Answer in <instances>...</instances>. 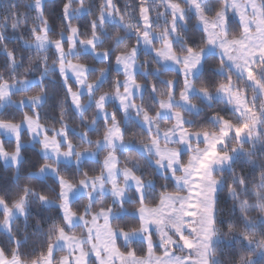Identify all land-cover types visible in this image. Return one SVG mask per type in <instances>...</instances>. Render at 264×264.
<instances>
[{
  "label": "snow or ice",
  "instance_id": "snow-or-ice-1",
  "mask_svg": "<svg viewBox=\"0 0 264 264\" xmlns=\"http://www.w3.org/2000/svg\"><path fill=\"white\" fill-rule=\"evenodd\" d=\"M0 178V264H264V0H0Z\"/></svg>",
  "mask_w": 264,
  "mask_h": 264
},
{
  "label": "trees",
  "instance_id": "trees-1",
  "mask_svg": "<svg viewBox=\"0 0 264 264\" xmlns=\"http://www.w3.org/2000/svg\"><path fill=\"white\" fill-rule=\"evenodd\" d=\"M89 2L92 3L93 0H89ZM133 2H134V0H133ZM117 3H119V4L121 5V7H123L124 0H117ZM21 10H23V9L21 8ZM58 10H59V9H58V7H57V8H56V11H58ZM50 59H51V54H50ZM142 59H146V57H144V58H142ZM89 62H91V61H89ZM211 63H212L213 66H215V64L217 63V61L214 59L213 61H211ZM104 90H107V86L105 87ZM138 103H139V101H138ZM222 107H223V105H219V106H218V108H222ZM216 110H218V109H216ZM208 111H209V113H210L211 111H213V109H209ZM89 115H91V113H89ZM79 124H80L79 119H75V120L72 121V126H73V127H78ZM133 131H137V129L134 128ZM129 135H131V133H130ZM93 138H95V137H93ZM74 142H75V141H74ZM30 155H31V159H32V160H38V159H39V157H38L37 155H35L34 153H33V154H30ZM129 155H133V156H134L135 154H134V153H129ZM0 179H2V178H0ZM45 214H46V213H45L44 211H41V212H39V213H34V219L32 220V224H33V226H34V224H35V219L42 218ZM53 214H55V213L53 212ZM123 222H124V221H120V223H123Z\"/></svg>",
  "mask_w": 264,
  "mask_h": 264
}]
</instances>
